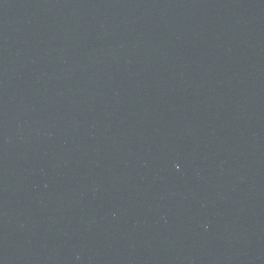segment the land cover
<instances>
[{"label": "water", "instance_id": "95a60500", "mask_svg": "<svg viewBox=\"0 0 264 264\" xmlns=\"http://www.w3.org/2000/svg\"><path fill=\"white\" fill-rule=\"evenodd\" d=\"M0 264H264V0H0Z\"/></svg>", "mask_w": 264, "mask_h": 264}]
</instances>
